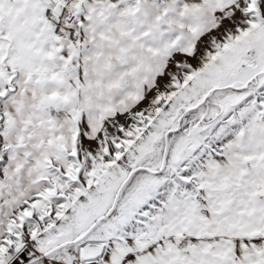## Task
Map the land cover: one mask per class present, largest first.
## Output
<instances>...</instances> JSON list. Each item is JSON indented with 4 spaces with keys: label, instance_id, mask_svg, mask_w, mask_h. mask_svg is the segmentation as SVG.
Instances as JSON below:
<instances>
[{
    "label": "snow or ice",
    "instance_id": "obj_1",
    "mask_svg": "<svg viewBox=\"0 0 264 264\" xmlns=\"http://www.w3.org/2000/svg\"><path fill=\"white\" fill-rule=\"evenodd\" d=\"M0 264H264V0H0Z\"/></svg>",
    "mask_w": 264,
    "mask_h": 264
}]
</instances>
